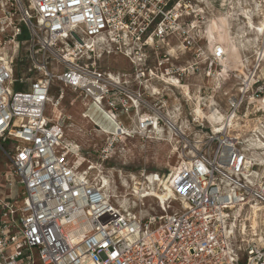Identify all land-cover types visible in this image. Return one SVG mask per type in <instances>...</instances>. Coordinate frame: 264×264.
Masks as SVG:
<instances>
[{
	"label": "built area",
	"instance_id": "1",
	"mask_svg": "<svg viewBox=\"0 0 264 264\" xmlns=\"http://www.w3.org/2000/svg\"><path fill=\"white\" fill-rule=\"evenodd\" d=\"M225 1L0 0V264H264V46L240 76L207 29L226 12L229 27L244 11L264 23V0L240 13ZM112 55L125 67H101ZM66 90L106 131V154L158 129L176 141L159 214L114 205L79 170L64 114H46Z\"/></svg>",
	"mask_w": 264,
	"mask_h": 264
},
{
	"label": "rangeland",
	"instance_id": "2",
	"mask_svg": "<svg viewBox=\"0 0 264 264\" xmlns=\"http://www.w3.org/2000/svg\"><path fill=\"white\" fill-rule=\"evenodd\" d=\"M241 1L243 0H237L238 5L236 8L238 9L236 11L239 13L241 12V9H244L243 5L245 4ZM227 2L228 0L225 1V3ZM258 17L259 16L256 12L253 13V21H257ZM237 18L238 19L236 23H233L234 27L230 26V31L232 33L231 39L238 48V56L235 54L232 55V53H229V51L227 52L228 61H231L229 66L232 64L231 66L235 69L234 73L237 75L240 74V76H242V73H246L245 66L247 64L254 63V50L261 48L262 45L264 46V34L257 35L255 31H249L245 27V19H242L241 16ZM9 50L10 48L8 47V51ZM260 51L261 52L259 54L261 55L259 56L264 57V47ZM234 57H238L235 64L232 61ZM262 63L264 65V61ZM126 64L127 62H125L123 58L113 55L110 57H105L101 61V67H108L111 69H120L125 67ZM240 64H243V67H240ZM19 70L20 63L18 62L16 77L20 75ZM230 78L231 79L229 81H225L224 84H222L221 87L223 91H233L235 88H237L238 78ZM191 81L195 82L197 80L192 78ZM13 89L17 90L18 86L14 85ZM261 97L256 99L260 100ZM72 99L73 94L69 90H66L60 110L64 114V138L67 141L73 142L79 146V156L81 157L82 161V165L79 170H87L89 176L95 182H99L101 176L105 177L109 181L108 194L116 196L114 198H110V201L114 205L119 206L120 201L126 200L125 207H122L124 210L141 215L159 214L161 211L158 203L163 205L165 208L166 201L171 196L166 188V185H164L161 179L169 174V172L179 160L175 150L176 141L165 140L163 138L164 133L157 134L155 140L140 141L137 138L130 140H119L115 146L116 148L112 150L110 154H106L102 152L106 142L105 135L97 131L87 119L81 117L80 102L76 100V102L73 103ZM257 102L255 103L259 105ZM220 104L222 106L225 105V97H222ZM190 105L194 107L195 102H191ZM54 113L55 111L52 113L50 108L47 109V115L53 116ZM90 113L102 126L108 129L112 128V125L109 123V121L105 119V117L98 111L92 110ZM121 119L126 125L129 124V122L124 117ZM5 161L6 158L0 151V169L4 167L3 164ZM154 174H158L161 179L157 176H154ZM148 175H153L154 181L158 180L160 183H162L163 187L161 188V191L155 190L154 188H146V190L141 191L139 194H135L133 192L134 182L140 181L145 188L146 183H144V181L145 177ZM133 177H135V179H133ZM124 181L127 184H125ZM16 187V192L19 194V186L17 185ZM151 192L160 193V197L156 198L153 196H148L143 199L140 198V194L142 195L143 193V195H148ZM157 200L159 201L157 202ZM171 204V209H173V207H177V201H171Z\"/></svg>",
	"mask_w": 264,
	"mask_h": 264
},
{
	"label": "bare ground",
	"instance_id": "3",
	"mask_svg": "<svg viewBox=\"0 0 264 264\" xmlns=\"http://www.w3.org/2000/svg\"><path fill=\"white\" fill-rule=\"evenodd\" d=\"M257 11L258 12L261 11L262 14H264V10H261V7H259V6L257 7ZM242 13L245 15V19H247V21L245 23L246 29H248L251 32H254L255 31V33L257 35L264 34V23L263 22H260L259 24H255V22L252 20V18L248 15V13L246 11H244ZM229 22H230V16H228L227 13H221L220 16H219V18L217 20L216 19L212 20L210 22V24L208 25V28H207L208 29V34H209L211 40L212 39H215V40H217V42H221L224 45L225 49L227 51H229V53H232V55L235 54L236 56H238V48H237L236 44L231 39L232 38L231 37V34L232 33L230 31ZM241 37H243V36H241ZM259 55H261V54H259ZM237 58L238 57H234L232 59V61L234 62V64H235ZM230 62L231 61H228V57H227L226 60L224 61V67L225 68L226 67H229V63ZM240 65H243V64H240ZM257 103L261 107L264 108V98L258 100ZM196 110L200 113L199 108L196 107ZM54 111H55L54 116H59V114L61 112L60 109L59 108H55ZM211 117L215 118V116L213 114L211 115ZM88 122L92 123V121L89 120V119H88ZM92 124L95 126V128H96L97 131H99L101 133L106 132L104 129H102L101 127H99V125H96L94 123H92ZM158 130H159L158 134H161L162 133L161 132V129H158ZM120 137L121 138H124V136H122V135ZM147 138L154 139V140L156 139V137H147ZM77 163H78V167L80 168L81 165H82V161H81V157L79 155L77 156ZM102 174H104V173H102ZM124 177H125V175H124ZM133 179H135V177H133ZM145 180H146L145 181L146 184H148V187H146V188L147 189H151L152 188L151 185H153L154 182H155L154 181V176L153 175H148L147 177H145ZM161 180L163 181L164 185H166V188L169 191V193L172 195L170 189L167 186V183L164 182V178L161 179ZM99 184L102 186V189L106 192L107 196L109 197V200H110V198L116 197L115 195L108 194V192H109V181L105 177L101 176V179L99 180ZM125 184H127V183L125 182ZM140 184H142L140 181H135L134 182V190H133V192L135 194H139L141 192L139 190ZM159 195H160V193H156V192H151L148 195H143V193H142V195L140 194V196H141L140 198L143 199V198H146L148 196H153V197L159 198L160 197ZM125 203H126V200L120 201L119 202V207H121V208L122 207H125V205H126Z\"/></svg>",
	"mask_w": 264,
	"mask_h": 264
}]
</instances>
